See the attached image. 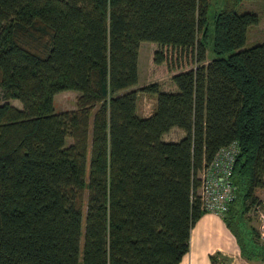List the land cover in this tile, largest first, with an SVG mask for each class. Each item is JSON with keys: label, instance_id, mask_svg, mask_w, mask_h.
<instances>
[{"label": "trees", "instance_id": "trees-1", "mask_svg": "<svg viewBox=\"0 0 264 264\" xmlns=\"http://www.w3.org/2000/svg\"><path fill=\"white\" fill-rule=\"evenodd\" d=\"M241 1L0 0V264H178L205 213L198 175L232 141L222 220L264 262L246 215L264 187V41L244 46L258 15ZM141 41L153 65L191 57L176 90L131 88ZM64 90L75 107L56 112ZM138 92L155 96L146 116Z\"/></svg>", "mask_w": 264, "mask_h": 264}, {"label": "rangeland", "instance_id": "rangeland-1", "mask_svg": "<svg viewBox=\"0 0 264 264\" xmlns=\"http://www.w3.org/2000/svg\"><path fill=\"white\" fill-rule=\"evenodd\" d=\"M211 3H217L218 0H210ZM212 9V5H210ZM246 10H251L258 15V22L254 25H250L247 28L245 47H249L256 43L264 41V0H242L234 7V11L240 13ZM155 49H159L158 46L149 41H141L138 46L137 54V81L131 88H138L148 83L156 82L159 88L168 90L171 86L176 90L174 84L170 81L169 75L178 70H184L192 66L194 63L191 57L186 53L175 52L173 49L167 48L165 55L167 56V62L160 65H153L150 61L152 58V52ZM212 53H209L207 58H211ZM170 67V68H169ZM169 68V69H168ZM165 91V90H164ZM77 92L74 90H64L56 93L53 96L52 103L54 111L70 110L75 107V99ZM13 106L20 107V103L17 100L9 101ZM155 102V96L147 93L138 92L136 101V112L139 115H146L150 113L153 104ZM180 130V129H179ZM174 130L167 133L164 137L165 141H171L178 139L182 134V130ZM70 139H66L65 144H69ZM258 203L261 207H264V187L257 189L255 192ZM249 223L257 227V220L255 213L249 210L248 214ZM262 264V262H259Z\"/></svg>", "mask_w": 264, "mask_h": 264}, {"label": "crops", "instance_id": "crops-1", "mask_svg": "<svg viewBox=\"0 0 264 264\" xmlns=\"http://www.w3.org/2000/svg\"><path fill=\"white\" fill-rule=\"evenodd\" d=\"M257 15H259L258 12ZM159 65L161 66V64ZM162 90L174 91V88L171 86L168 90ZM174 130L179 129L171 128L168 132L163 134L161 138L165 139L164 136ZM183 134L178 139H180ZM212 257L215 264H259L260 262L243 259L239 255V249L235 239L226 227L222 217L214 213L205 212L196 220L190 229L188 249L182 255L178 264H212L210 261Z\"/></svg>", "mask_w": 264, "mask_h": 264}, {"label": "built area", "instance_id": "built-area-1", "mask_svg": "<svg viewBox=\"0 0 264 264\" xmlns=\"http://www.w3.org/2000/svg\"><path fill=\"white\" fill-rule=\"evenodd\" d=\"M237 153L236 141L219 147L204 169L202 182L197 191L200 208L204 212L221 215L234 199L235 187L231 182V172ZM252 211L257 220L258 239L264 243V207L256 204L252 207Z\"/></svg>", "mask_w": 264, "mask_h": 264}, {"label": "bare ground", "instance_id": "bare-ground-1", "mask_svg": "<svg viewBox=\"0 0 264 264\" xmlns=\"http://www.w3.org/2000/svg\"><path fill=\"white\" fill-rule=\"evenodd\" d=\"M203 172H204V170L198 175V178L200 179V182H202V175H203ZM201 185V184H200ZM199 190V189H198ZM197 190V191H198ZM196 195H197V192H196ZM197 198L199 199V197H198V195H197ZM219 216H221L222 217V215H219Z\"/></svg>", "mask_w": 264, "mask_h": 264}]
</instances>
